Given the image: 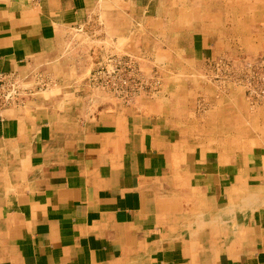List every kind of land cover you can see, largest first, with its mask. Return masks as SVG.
Masks as SVG:
<instances>
[{
    "label": "crops",
    "instance_id": "obj_1",
    "mask_svg": "<svg viewBox=\"0 0 264 264\" xmlns=\"http://www.w3.org/2000/svg\"><path fill=\"white\" fill-rule=\"evenodd\" d=\"M131 2L138 20L171 7ZM96 4L0 0V74L30 76ZM206 44L183 54L214 60ZM48 100L0 121V264H264L260 150L212 153L148 100L96 115Z\"/></svg>",
    "mask_w": 264,
    "mask_h": 264
},
{
    "label": "rangeland",
    "instance_id": "obj_2",
    "mask_svg": "<svg viewBox=\"0 0 264 264\" xmlns=\"http://www.w3.org/2000/svg\"><path fill=\"white\" fill-rule=\"evenodd\" d=\"M170 1L162 19L146 21L137 19L131 0H97L83 27L64 29L56 52L30 76H18L21 89L28 84L29 90L21 94L20 107L27 110L28 101L46 99L43 107L50 98L57 108L91 115L108 111L110 104L123 107L90 87L87 77L105 56H128L140 76L159 81L152 94H141L131 104L151 101L149 107L157 111L147 108V113L166 111L179 120L183 133L212 153L245 156L258 149L264 154V109L249 108L232 79L254 77L245 73L246 65L264 74V0ZM192 39L207 42L214 60L183 54ZM221 61V67L215 64ZM262 174L249 201L254 209L264 207V158Z\"/></svg>",
    "mask_w": 264,
    "mask_h": 264
},
{
    "label": "built area",
    "instance_id": "obj_3",
    "mask_svg": "<svg viewBox=\"0 0 264 264\" xmlns=\"http://www.w3.org/2000/svg\"><path fill=\"white\" fill-rule=\"evenodd\" d=\"M221 62L215 64L221 67L223 64ZM134 66L135 61L131 57L107 55L96 62L89 71L87 83L95 90L119 100L124 105H129L133 98L141 94H152L159 85V81L155 78L140 76L134 71ZM245 73L254 77L245 78L244 80L247 79L245 82H242V78L237 80L232 78L233 82L242 89L244 100L249 108L264 109V74H258L249 65H246ZM20 90V80L16 74H0V121H3V112L6 109L22 105ZM28 91L22 88V92Z\"/></svg>",
    "mask_w": 264,
    "mask_h": 264
},
{
    "label": "bare ground",
    "instance_id": "obj_4",
    "mask_svg": "<svg viewBox=\"0 0 264 264\" xmlns=\"http://www.w3.org/2000/svg\"><path fill=\"white\" fill-rule=\"evenodd\" d=\"M7 110V109H6Z\"/></svg>",
    "mask_w": 264,
    "mask_h": 264
}]
</instances>
